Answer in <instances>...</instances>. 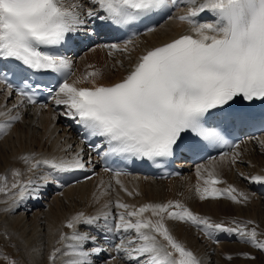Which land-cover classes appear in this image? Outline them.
Segmentation results:
<instances>
[{"label":"snow or ice","instance_id":"obj_1","mask_svg":"<svg viewBox=\"0 0 264 264\" xmlns=\"http://www.w3.org/2000/svg\"><path fill=\"white\" fill-rule=\"evenodd\" d=\"M183 3L187 11L176 19L190 26L189 34L147 50L126 76L106 85L98 82L102 79L100 71L71 80L72 61L61 54L60 49L76 39L94 42L100 28L132 26L134 21H150L168 15L170 4L178 6L174 0H70L68 3L66 0H0V60L17 62L21 71L62 76L63 79L57 81L54 103L63 105L66 109L63 115L82 126L88 137L102 138V144L92 147L99 150L106 145L105 156L156 162L158 158L172 157L182 146L194 149L202 141L224 143L216 127L206 126L209 121L245 122L249 113L234 106L246 102L251 107L253 101L264 102V0H183ZM205 14H210L213 22H198ZM96 22H101L97 28L89 26ZM98 46L108 48L109 54L112 50L128 51L127 44L123 48L116 44ZM23 83L26 88L15 89L0 74V85L5 86L9 96L15 92L21 103L26 100L35 105V92L30 94L27 90V79ZM16 107L19 105H13ZM4 115L5 112H0V116ZM20 119L18 113L9 116L6 122L0 123V134H6L12 122ZM260 144L264 146V140H260ZM22 159L30 163L34 158L24 156ZM238 162L241 161L236 153L230 163ZM89 163L91 161H85L82 152H77L70 159L36 161L30 170L44 164L68 172L86 169ZM105 171L112 170L106 168ZM204 171L206 177L201 175L200 168L197 169V177L203 180V186H196L201 200L227 196L240 203L238 197L248 199L231 185L224 189L216 187L223 181L214 166ZM122 174L114 172L116 184L127 192L118 179ZM13 176L18 178L21 173L14 171ZM0 179L7 180L6 177ZM251 179L264 183V176ZM48 183L44 178L41 186L33 187L32 179H17L10 188L0 187L5 195L12 193V205L5 211L12 210L26 195L38 199L40 187ZM115 207L124 211L108 231L135 233L128 236L126 243L122 241L115 246L117 252L125 253L135 264H203L174 238L166 220L203 226L208 236L212 235L210 229L237 234L245 242L264 250V241L257 240L255 228L249 231L239 223L236 227L212 223L179 201L149 203L135 208L117 200ZM145 213H151V217H146ZM111 215L101 212L85 216L80 212L72 216L66 224L73 229L72 235L62 234L58 243L66 240L75 243L65 245V250L55 248L49 255L52 264L58 254L67 257L62 264H94L90 257L98 256L103 249L94 246L90 252L83 250L89 240L95 244L96 237L77 232L76 227L78 224L97 225L101 218L107 221Z\"/></svg>","mask_w":264,"mask_h":264},{"label":"bare ground","instance_id":"obj_2","mask_svg":"<svg viewBox=\"0 0 264 264\" xmlns=\"http://www.w3.org/2000/svg\"><path fill=\"white\" fill-rule=\"evenodd\" d=\"M68 2L70 0H66V3ZM174 4L178 6H173L171 18L151 31L128 40L131 43H115L111 39H102L101 42L71 56V80L82 78L92 71H100L102 79L99 83L107 85L118 82L147 50L189 34L190 26L176 19L187 11V6L183 0H174ZM198 22L213 21L210 14H205ZM89 26L92 27V23ZM104 44H116L120 48L127 44L128 51L112 50L109 54L108 48L98 46ZM13 105L19 107L13 108ZM65 111V107L56 105L53 99L43 108L30 106L25 101L21 103L19 98L9 96L8 91L0 85V112L6 113L0 116V123L6 122L9 116L17 113L21 117L19 121L12 122V127L6 134H0V178H7L6 181L0 179V187L7 185L10 188L17 179H32L35 182L33 187L41 186L50 167L40 164L30 170L32 164L45 159H70L77 152H82L85 161H91L83 171H96L90 178L60 187L57 191L54 190V184L48 180L47 185L40 187L41 194L38 199L26 195V198L10 211L5 209L12 205V193L5 195L0 192V249L9 244L13 249H19L16 256L22 259L19 261L22 264H52L49 255L55 248L65 250V245L75 243L71 240L58 243V240L62 234L69 237L72 235L73 229L66 227L67 221L80 212L85 216H96L101 212L112 214L107 221L101 218L97 225L92 226L113 238L115 244L102 243L101 239L91 232L92 226L78 224L76 227L77 232L95 236L97 246L103 249L98 256L90 257L94 264H105L106 261L107 264H135L125 253L115 249L116 245L122 241L126 243L128 236H134L135 233L108 231V228L118 222L119 213L124 211L115 207L117 200L135 208L149 203L179 201L193 213L209 218L212 223H222L225 227H236L239 223L249 231L255 228L258 233L257 240L264 241V183L251 179L254 176H264V146L260 144V140H264V134L244 137L227 156L221 155L206 162L185 163L183 172L178 177L156 180L139 174L120 175L118 179L127 189L126 192L116 184L117 178L113 174H107L98 168L96 157H91L88 150L79 146L76 123L63 115ZM236 153H239L241 162L231 164V158ZM24 156L34 159L25 163L22 159ZM210 166L215 167L219 179L223 181L216 187L224 189L231 185L238 193H244L248 199L238 197L240 203L227 196L201 200L196 186H203V180L197 177V169L200 168L201 175L206 177L207 172L204 169ZM14 171H19L21 176L14 177ZM128 192L133 194L128 195ZM145 216L151 217V213H145ZM234 221L236 223H233ZM248 221L252 223L248 224ZM165 223L174 238L192 251L203 264H264V250L245 242L237 234L210 229L212 235L208 236L202 230L203 226L197 227L191 223L172 220H166ZM35 238L40 241L36 242ZM90 243L91 240L86 242L83 250L90 252L94 247ZM37 247L42 257L37 255ZM113 257L115 259H112ZM65 259L67 257L58 254L55 264H62Z\"/></svg>","mask_w":264,"mask_h":264},{"label":"rangeland","instance_id":"obj_3","mask_svg":"<svg viewBox=\"0 0 264 264\" xmlns=\"http://www.w3.org/2000/svg\"><path fill=\"white\" fill-rule=\"evenodd\" d=\"M38 237V236H37ZM39 238V237H38ZM38 238H35V241L36 242H39V241H37V239ZM34 240V239H33ZM44 241V240H43ZM38 248L39 247H37L36 248V250H37V255L40 257H42V254H40V250L38 251ZM17 252H19V249H17V250H15V249H13L12 248V246L9 244V245H7V246H5V248L4 249H0V264H10V262L11 261H15L16 262V264H22L21 262H19V261H21L22 259H20V257L18 256H16V254H17ZM37 256V258L39 259V261H40V258ZM44 258V257H43ZM42 258V259H43ZM27 263H29V262H27Z\"/></svg>","mask_w":264,"mask_h":264}]
</instances>
